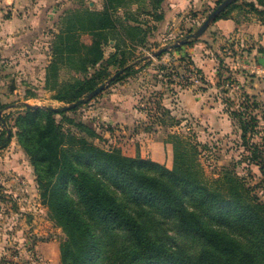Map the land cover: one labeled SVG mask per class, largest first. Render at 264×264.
<instances>
[{"label": "trees", "instance_id": "16d2710c", "mask_svg": "<svg viewBox=\"0 0 264 264\" xmlns=\"http://www.w3.org/2000/svg\"><path fill=\"white\" fill-rule=\"evenodd\" d=\"M239 1L215 21L230 18L242 7ZM123 2L104 0L100 12L81 6L62 18L46 69L45 87L55 92L54 100L69 104L101 85V69L87 74L104 62L118 66L111 84L135 72L125 60V39L143 43L149 29L137 19L131 24L129 16L117 19ZM244 5L264 21V0ZM82 34L92 36L90 44L81 41ZM110 40L116 52L105 60L103 47ZM65 65L86 76L58 83V71ZM248 97L243 95L245 102L232 115L249 163L264 175L260 147L247 137L255 127L254 118L244 117ZM253 105L264 119V103L253 99ZM22 106L24 111L14 119L16 132L0 130V147L16 136L27 155L49 219L65 234L59 244L61 264H264V202L232 170L209 184L198 146L185 136L168 134L173 148V166L168 168L151 158L125 155L118 147L94 144L99 135L76 116L79 105ZM5 107L0 104V113Z\"/></svg>", "mask_w": 264, "mask_h": 264}, {"label": "rangeland", "instance_id": "374dc122", "mask_svg": "<svg viewBox=\"0 0 264 264\" xmlns=\"http://www.w3.org/2000/svg\"><path fill=\"white\" fill-rule=\"evenodd\" d=\"M30 1L24 6L29 7ZM180 1L124 0L117 10V19L129 16L131 24L137 19L145 22L142 23L144 30L147 26L149 29L143 43L125 39V60L135 72L109 83L87 103L80 104L76 116L96 129L99 136L92 139L94 144L105 149L118 147L126 154L134 147L136 155L151 158L168 168L173 166V148L168 142V134L179 133L198 146L199 163L209 184L225 170H232L264 202V175L258 165L249 163V152L240 137L239 123L232 115L245 102L243 95H248L249 108L245 109L244 117L254 118L255 127L247 137L258 143L264 158V119L253 105V99L259 104L264 103V76L238 65L235 55L246 48H233V44L228 48L225 42L223 48L227 49L223 50L222 45L210 40L207 30L194 44L203 42L210 48L191 50L194 44L184 43L178 45L181 46L178 50L167 49L154 57L153 51L193 33L216 6V0H201V6L196 9L193 5L184 6ZM246 1L252 0H240L239 4L249 12L244 5ZM101 3L104 4V0H36V11L32 12L36 21L29 33L31 39L27 50L19 56L6 54L0 57V104L6 106L0 113L1 118L6 119L5 127L0 125V130L11 128L16 132L14 119L24 111L23 104L63 105L52 98L55 92L45 87L54 34L69 12L81 6L100 12L104 9ZM24 6L2 10L4 15L8 12L21 16ZM44 7L46 11H43ZM159 14L169 20L165 28H159V22L155 20ZM80 39L90 44L92 36L82 34ZM110 41L103 47L105 60L116 52ZM204 48L213 58L205 65L207 71L197 68L193 59L196 57L194 52L205 59ZM100 69L104 83L118 66L116 62H104L102 67L91 68L87 75ZM191 74L197 76V81L190 78ZM85 76L65 65L59 69L57 80L64 84ZM173 76L178 79L174 80ZM254 79L258 85L248 92L243 82L249 80L252 83ZM231 84H238L239 88L235 89ZM171 116L176 122L170 119ZM151 142L154 143L153 150L148 146ZM64 238L62 229L49 219L33 168L17 137L13 136L8 146L0 147V264H61L59 244Z\"/></svg>", "mask_w": 264, "mask_h": 264}, {"label": "crops", "instance_id": "0c3cea01", "mask_svg": "<svg viewBox=\"0 0 264 264\" xmlns=\"http://www.w3.org/2000/svg\"><path fill=\"white\" fill-rule=\"evenodd\" d=\"M30 0H0V57L5 56L6 54L9 55H20L22 52L27 50L28 42L31 39L29 33L32 31V26L35 23L36 17L32 14V12L36 11V0L30 1V6L26 5ZM171 3H174L175 0H167ZM177 1V0H176ZM179 1V0H178ZM182 5H193L196 7L201 6V0H181ZM180 1V2H181ZM41 3V2H40ZM39 3V4H40ZM199 3V4H198ZM102 4V3H101ZM103 5V4H102ZM13 9L23 8V15H10L8 12L4 15V8H11ZM15 6V7H14ZM103 6H101L102 8ZM99 8V9H101ZM45 10V7L43 8ZM245 8L235 9L232 11L230 18L227 19H219L213 22L207 29L206 33H210L209 38L210 40H214L217 45L224 47L223 45L225 42L227 43L228 48L231 47L233 44V48H246L245 58L246 61L250 65H256L263 70V74H258L254 70L243 68L240 66V62H238L239 66L243 69L250 70L252 72L257 73L258 75L264 76V21L259 18L258 15L252 12H245ZM29 11V12H28ZM8 14V15H7ZM168 17H171L170 15ZM127 18H125L126 20ZM170 19V18H169ZM154 22V21H153ZM157 22V21H156ZM159 28H165L169 25L168 18H163V20L158 21ZM155 23V22H154ZM149 24V23H148ZM29 36V37H28ZM15 41V42H14ZM114 43V41H110ZM203 42L193 43L191 50H201V48L209 47L210 45L202 44ZM224 43V44H223ZM153 49V48H152ZM227 48H223L226 50ZM205 50V48H204ZM210 51V50H209ZM205 52H207L205 50ZM196 57L193 56L195 60V65L197 68L205 71L207 68L205 65L212 62L213 58L207 54L205 55V59L199 58L197 52H194ZM7 62V61H6ZM237 62V61H236ZM8 63V62H7ZM207 71V70H206ZM258 77V76H257ZM255 81L250 83L249 80L243 82L245 90L248 92L251 91L250 88L252 86H257L256 79ZM264 95V94H263ZM154 143H149V147L153 148ZM122 152L128 156H136V149L131 147L129 149V153H125L122 149ZM150 152V151H149ZM148 153V151H147ZM143 157V156H142Z\"/></svg>", "mask_w": 264, "mask_h": 264}, {"label": "water", "instance_id": "95a60500", "mask_svg": "<svg viewBox=\"0 0 264 264\" xmlns=\"http://www.w3.org/2000/svg\"><path fill=\"white\" fill-rule=\"evenodd\" d=\"M237 0H222L218 5H216L213 10L207 15V17L205 18V20L201 23V25L191 34H188L184 39L182 40H178L176 43L169 45L168 47H163L160 48L158 50H155L152 52V55L158 56L161 53H163L165 50L167 49H173L175 47H177L178 45H183L188 39L192 38V39H196L198 37H200L207 29L208 27L216 20V18L218 17V15L225 9L227 8L230 4H232L233 2H235ZM116 74H114L111 78H109L106 82L102 83L101 85H99L98 87H96L94 90H92L91 92H89L85 97L78 99L75 102L69 103V104H65L63 105V109H70L73 107H76L80 104H84L87 103L89 100H91L93 97H95L96 95H98L100 92H102L110 83V81L115 77ZM27 106H31V107H36L38 105H29L26 104ZM1 117V114H0ZM3 126H5V122H3L2 124ZM10 135V132H8V136Z\"/></svg>", "mask_w": 264, "mask_h": 264}, {"label": "built area", "instance_id": "2783aa9c", "mask_svg": "<svg viewBox=\"0 0 264 264\" xmlns=\"http://www.w3.org/2000/svg\"><path fill=\"white\" fill-rule=\"evenodd\" d=\"M245 52L243 51H237L235 58L238 62H240V66L243 68H247V69H251L254 70L255 72H257L258 74H263V70L261 68H259L256 65H250L247 61H246V56H245ZM190 78L194 81H197V76L195 74H191ZM173 79L176 80L178 79V76H173ZM231 87H234L235 89L239 88V85H233L231 84Z\"/></svg>", "mask_w": 264, "mask_h": 264}]
</instances>
